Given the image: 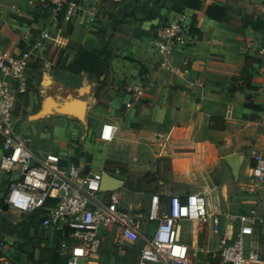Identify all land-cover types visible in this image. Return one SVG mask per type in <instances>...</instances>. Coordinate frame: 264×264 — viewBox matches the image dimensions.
Here are the masks:
<instances>
[{
	"label": "crops",
	"instance_id": "0c3cea01",
	"mask_svg": "<svg viewBox=\"0 0 264 264\" xmlns=\"http://www.w3.org/2000/svg\"><path fill=\"white\" fill-rule=\"evenodd\" d=\"M43 1L0 0L1 54L9 56L20 48L22 36L31 28L36 33L48 32L34 65L68 63L79 47L109 50L112 43L114 55L97 96L98 82L92 74L61 69L52 70L51 75L44 72L42 102L25 117L21 113L32 102L31 92L17 103L18 128L30 139L35 136V142L29 139L31 148L60 153L64 161L85 172H105L119 180L118 187L103 191H114L119 204L138 215L147 210L152 195L167 203L171 195L204 194L209 212L219 214L222 222L217 233L186 219L178 222L177 238L190 247L191 264H215L219 236L234 237L239 230L234 214L245 215L246 245L257 247L264 239V181L254 179L250 172L254 154L264 155V67L257 56V49L264 45V0H161L153 9L130 12L135 21L127 35H111L110 27L95 22L102 19V0H79L78 9L64 8L56 18L42 8ZM212 4L225 7L222 19L206 14ZM179 11L188 15L187 25L198 41L183 55H163L152 45L153 29ZM252 21L262 24L253 27ZM138 77L153 86L140 102L126 107L129 97L123 90L124 80ZM58 87H70L77 95L81 92L70 111L74 121H66L57 111L51 91ZM50 116L64 119L61 126L66 133L54 150L42 147L33 123ZM104 124L112 125L110 140L100 138ZM226 155L239 158L236 176ZM8 174L16 171L0 170V241L6 264H67V249L59 243L66 239L70 244L71 238H63L66 231L42 225L45 211L3 210V196L12 180ZM123 190L133 196L128 206L120 202ZM181 224L186 226L184 235L179 232ZM154 226L155 222L142 219L141 231L150 233ZM106 238L103 247L107 244L120 255L126 252L128 243L119 248L112 235ZM256 264H264V255Z\"/></svg>",
	"mask_w": 264,
	"mask_h": 264
},
{
	"label": "built area",
	"instance_id": "2783aa9c",
	"mask_svg": "<svg viewBox=\"0 0 264 264\" xmlns=\"http://www.w3.org/2000/svg\"><path fill=\"white\" fill-rule=\"evenodd\" d=\"M79 4V0H44L42 8L56 18L64 8L74 11ZM187 19L188 15L179 11L157 24L153 29V47L163 55H183L189 51L198 38L190 31ZM47 36V31L36 33L28 28L20 48L9 56L0 53V170L17 173V178L7 184L4 203L10 209L25 213L43 210L46 214L42 225L66 231L63 238H71V243L64 239L59 245L67 249V264H105L100 262L99 255L109 235L119 248L126 243L136 248L134 264H191L190 247L177 238L178 222L186 219L207 225L216 233L222 222L219 214L209 212L204 194L171 195L167 203L152 195L147 210L138 215L122 207L114 191H103L100 171L85 172L77 164L64 161L60 153L33 150L27 136L18 128L15 109L33 88L31 66L41 56ZM257 56L264 67V45L257 49ZM151 86L153 83L144 84L142 77L124 80L123 90L129 97L125 106L140 102ZM111 136L112 125L104 124L100 138L110 140ZM253 159L250 174L263 182L264 155L254 154ZM49 199L54 202L50 204ZM232 217L239 220V230L234 237L219 236L214 249L219 256L215 264L260 262L264 239L257 247H248L244 235L245 215ZM142 219L155 222L150 233L141 231ZM136 242L139 246L134 245ZM4 251L0 241V262L6 264Z\"/></svg>",
	"mask_w": 264,
	"mask_h": 264
},
{
	"label": "rangeland",
	"instance_id": "374dc122",
	"mask_svg": "<svg viewBox=\"0 0 264 264\" xmlns=\"http://www.w3.org/2000/svg\"><path fill=\"white\" fill-rule=\"evenodd\" d=\"M160 2L161 0H102L99 11V14L102 16V19L96 18L95 22L98 25L100 24L99 27H110L113 31L111 35H127L133 31L132 22L135 21H132V16L130 15V12H133L135 10H149L150 8L153 9L154 7L158 6ZM99 14L96 15V17H99ZM112 47L113 44L111 43L110 49L108 50L110 51V53L112 52ZM36 62L37 61H35L31 66L33 69L31 71V73H33L32 77L36 80L34 82V85H32L33 88L29 90L31 92L30 98L32 99V102L29 105L28 109H23L21 113V115L23 114V116L30 113L32 109L34 110L36 104H40L42 102L43 93L45 92V89L44 87H42L43 85H40V79L43 78L42 76H44V72L48 75H51V72H53L52 70H60V66L62 64L59 62H52L53 64L46 63L47 65L45 66L43 63L38 62L36 65H34ZM51 94H54V98L57 103L56 107L59 109L57 111L60 112V117H64L66 121H74V118L70 111L72 109V105H74L73 102L76 101L77 96H79L81 92L79 93V95H77V91L73 90L70 87H64L63 89L58 87V89H56L55 91L54 88H52ZM55 94L58 96H55ZM87 98L88 97L86 95L83 101L82 108H84V106L87 104ZM19 113L20 107L16 106L15 114L18 115ZM63 120L55 116H50L42 117L33 122L39 130V135L41 136V140L39 141H41V145L44 149L54 150L60 147L66 135L65 130L61 126V122H63ZM28 139H30V137ZM30 140L35 142V136L33 138L31 137ZM15 168H18V166H15ZM7 178H11L12 180L16 179L17 173L10 175L8 174ZM132 199L133 196L128 190H123L120 192L121 204L128 206V203L131 202ZM185 229V225L181 224L179 226V232L182 235L185 234ZM108 239L109 238H105L106 241ZM187 239H190L191 241L192 239L198 240L199 238ZM124 247L127 250L123 255H120L117 252L111 250V248L106 244L105 247H103V250L101 251L99 257H101L103 261L106 262L114 261L113 263L116 264H134L135 250L129 245H124ZM194 264H197L196 261H194Z\"/></svg>",
	"mask_w": 264,
	"mask_h": 264
},
{
	"label": "trees",
	"instance_id": "16d2710c",
	"mask_svg": "<svg viewBox=\"0 0 264 264\" xmlns=\"http://www.w3.org/2000/svg\"><path fill=\"white\" fill-rule=\"evenodd\" d=\"M225 7L219 5H209L206 9V14L214 19H222L224 17ZM260 21H252V26H261ZM114 53L106 49H85L83 47L78 48V53L68 63L62 64L60 69L71 73L87 72L96 76L97 88L95 95L100 92L106 82V75L109 68V58ZM5 249V248H4Z\"/></svg>",
	"mask_w": 264,
	"mask_h": 264
},
{
	"label": "water",
	"instance_id": "95a60500",
	"mask_svg": "<svg viewBox=\"0 0 264 264\" xmlns=\"http://www.w3.org/2000/svg\"><path fill=\"white\" fill-rule=\"evenodd\" d=\"M225 160L228 162L232 169V174L234 176L237 175L238 166H239V158L237 155H226ZM120 181L117 179H114L110 177L107 173H102V179H101V188L105 190L113 189L118 187ZM3 210H7L8 206L7 204H3L2 206Z\"/></svg>",
	"mask_w": 264,
	"mask_h": 264
},
{
	"label": "bare ground",
	"instance_id": "6f19581e",
	"mask_svg": "<svg viewBox=\"0 0 264 264\" xmlns=\"http://www.w3.org/2000/svg\"><path fill=\"white\" fill-rule=\"evenodd\" d=\"M46 105H48V103H46ZM74 113H76L77 112V109H75V110H72Z\"/></svg>",
	"mask_w": 264,
	"mask_h": 264
}]
</instances>
